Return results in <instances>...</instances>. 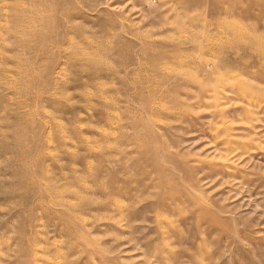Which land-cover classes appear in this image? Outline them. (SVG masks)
I'll return each mask as SVG.
<instances>
[{
  "label": "rangeland",
  "instance_id": "rangeland-1",
  "mask_svg": "<svg viewBox=\"0 0 264 264\" xmlns=\"http://www.w3.org/2000/svg\"><path fill=\"white\" fill-rule=\"evenodd\" d=\"M22 1L0 15V264H264V0ZM223 123L249 140L231 158Z\"/></svg>",
  "mask_w": 264,
  "mask_h": 264
},
{
  "label": "bare ground",
  "instance_id": "bare-ground-1",
  "mask_svg": "<svg viewBox=\"0 0 264 264\" xmlns=\"http://www.w3.org/2000/svg\"><path fill=\"white\" fill-rule=\"evenodd\" d=\"M22 1V0H21ZM21 1H19V0H12V1H10V2H8V3H6L5 1V3H4V5H0V15L2 16V17H4V20H6V17H16V16H18V15H20L19 14V12H20V10H22V9H20V7L19 6H21L20 5V2ZM33 1V0H32ZM199 0H191V3H192V5H197L198 7L200 6L199 5V2H198ZM217 1H220L221 2V0H217ZM229 0H227L226 2H228ZM23 2V1H22ZM26 2H28V1H26ZM25 2V3H26ZM180 2V1H179ZM178 2V3H179ZM24 3V5H26ZM223 3V2H222ZM230 3V2H229ZM217 4H219V6H220V4L221 3H217ZM224 4V3H223ZM235 4V3H234ZM23 5V6H24ZM189 5H190V0H189ZM231 5V4H230ZM219 6H217V7H219ZM222 6V5H221ZM22 7V6H21ZM225 7V6H224ZM223 7V8H224ZM23 8V7H22ZM222 8V7H221ZM227 8V7H226ZM208 9V8H207ZM228 9V8H227ZM227 9H225V10H227ZM18 10H19V12H18ZM211 10H212V8H211ZM219 10V9H218ZM224 10V11H225ZM229 10V9H228ZM242 10V9H241ZM231 11V10H230ZM233 11V10H232ZM215 12V11H214ZM242 12V11H241ZM240 12V13H241ZM226 13V12H225ZM228 13V12H227ZM230 13V15H231V13L232 12H229ZM229 13H228V15H229ZM238 13V12H237ZM236 13V14H237ZM28 14V13H27ZM24 15V14H23ZM23 15H22V17H23ZM29 15V14H28ZM27 15V16H28ZM34 15V14H33ZM226 14H224V16H225ZM233 15V14H232ZM238 15V14H237ZM20 17V16H19ZM18 17V18H19ZM21 17V18H22ZM30 17V16H29ZM229 17V16H228ZM237 16H235L234 15V18H236ZM224 18V17H223ZM222 18V19H223ZM232 18V20H233V17H231ZM225 19V18H224ZM238 19H240V18H238L237 17V20ZM221 20V19H220ZM227 20V19H226ZM24 21V20H23ZM235 21V20H234ZM239 21V20H238ZM236 22V23H240V22ZM25 22V21H24ZM218 22H219V20H218ZM233 21H222L221 20V24H222V27H224L225 29H227L228 31H232V32H236V33H238V32H240L239 31V29H237L236 30V27L238 26L237 24H236V26H234L233 25V23H235V22H233ZM242 22V21H241ZM243 25L245 24V23H242ZM20 25H22V24H20ZM246 25H248V24H246ZM221 26V25H220ZM219 26V27H220ZM248 26H250V25H248ZM239 27V26H238ZM255 27V26H254ZM221 28V27H220ZM243 28V27H242ZM246 28H247V26H246ZM249 28V27H248ZM247 28V29H248ZM250 28H252V26L250 27ZM223 29V28H222ZM225 29H224V31H225ZM244 29V28H243ZM243 29H242V31H243ZM255 29V28H254ZM184 30V29H183ZM218 30H220V29H218ZM241 30V29H240ZM249 30V29H248ZM247 30V31H248ZM221 31V30H220ZM245 31V30H244ZM250 31V30H249ZM178 32V31H177ZM182 32V31H181ZM184 32V31H183ZM222 32V31H221ZM253 32V31H252ZM255 32H257V31H255ZM254 32V33H255ZM223 33H227V32H223ZM236 33H235V35H236ZM259 33V32H258ZM263 33V32H262ZM169 34V33H168ZM178 34V33H177ZM242 34V33H241ZM243 34H244V32H243ZM242 34V35H243ZM246 34V33H245ZM179 35V34H178ZM225 35V34H224ZM231 35H232V33H231ZM231 35H229V36H231ZM250 35V34H249ZM255 35V34H254ZM170 36H172L171 34H170ZM236 36H238V34L236 35ZM235 36V37H236ZM244 36V35H243ZM257 36H259V35H257ZM179 37H180V35H179ZM228 37V36H227ZM239 37H241L240 36V33H239ZM238 37V38H239ZM260 37V36H259ZM172 38H173V36H172ZM232 38H234L233 36H232ZM251 38V37H250ZM261 38H264V36L263 37H261ZM170 39H171V37H170ZM181 39V38H180ZM240 39V38H239ZM246 39V38H245ZM252 39V38H251ZM228 40V39H227ZM226 40V41H227ZM242 40H244V39H242ZM235 41H237V40H235ZM240 41V40H239ZM243 42V41H242ZM245 42V41H244ZM247 42H249V41H247ZM246 42V43H247ZM220 43V42H219ZM232 43V42H231ZM255 43V42H254ZM249 44H251V43H249ZM253 44V43H252ZM256 44V43H255ZM255 44H253V45H255ZM252 45V46H253ZM221 46V45H220ZM260 48V47H259ZM220 49V48H219ZM222 49H223V46H222ZM250 49H252V48H250ZM249 49V50H250ZM256 49V48H255ZM232 50V49H231ZM258 50V49H257ZM260 50V49H259ZM262 50V49H261ZM220 52H221V50H220ZM229 52H230V50H229ZM228 51H227V53H229ZM238 52V51H237ZM236 52V53H237ZM258 52V51H257ZM259 53V52H258ZM222 54H224V53H222ZM237 55V54H236ZM240 59V58H239ZM174 60V59H173ZM243 60V59H242ZM175 61H176V59H175ZM236 74V73H235ZM238 76V75H237ZM236 76V77H237ZM224 78V77H223ZM222 78V80H224ZM238 78V77H237ZM226 79V78H225ZM219 81V80H218ZM226 81V80H225ZM242 81V80H241ZM223 84V83H222ZM225 84V83H224ZM223 86V85H222ZM225 86V85H224ZM223 86V87H224ZM248 95H249V93H248ZM252 96V95H251ZM219 99V98H218ZM254 102V101H253ZM242 104V103H241ZM260 104V103H259ZM258 104V105H259ZM235 105V104H234ZM248 105V104H247ZM252 117V116H251ZM238 119V118H237ZM243 119V118H242ZM252 119V118H251ZM250 119V120H251ZM225 120V119H224ZM236 120V119H235ZM250 122V121H249ZM246 123V122H245ZM217 124V123H216ZM229 124V123H228ZM227 123H223V125H220V127H219V130H217V134H222V138L220 139L221 141H220V144H222V146H224L223 147V150H225L226 151V153L228 154V153H230L231 155H230V158H231V156L233 155V152H234V149H241V147H244L246 144H248V138H242L241 137V133L240 134H237L236 132L235 133H231V132H229L232 128L230 127L231 125L229 124L228 125ZM233 130V129H232ZM243 131H245V130H243ZM247 134H249V133H247ZM245 136V135H244ZM246 147V146H245ZM247 151V150H246ZM237 153V152H236ZM230 158H224V160H223V166H227V167H230V170H238L239 169V167L238 166H236L235 165V163H233V160L234 161H236V160H240V158L241 157H238L237 155H236V157L235 158H233V160L232 161H230V162H228V160L230 159ZM126 207V206H125ZM124 208V207H123ZM122 208V209H123ZM121 209V210H122ZM122 214V213H121ZM125 214V213H124ZM199 215V214H198ZM128 222V221H127ZM129 224V223H128ZM164 228V227H163Z\"/></svg>",
  "mask_w": 264,
  "mask_h": 264
}]
</instances>
